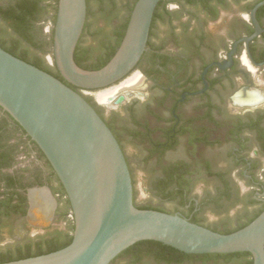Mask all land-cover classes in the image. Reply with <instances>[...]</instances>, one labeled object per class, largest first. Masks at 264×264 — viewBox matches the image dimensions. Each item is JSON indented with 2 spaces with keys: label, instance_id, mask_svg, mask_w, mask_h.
Segmentation results:
<instances>
[{
  "label": "flooded vegetation",
  "instance_id": "1",
  "mask_svg": "<svg viewBox=\"0 0 264 264\" xmlns=\"http://www.w3.org/2000/svg\"><path fill=\"white\" fill-rule=\"evenodd\" d=\"M263 1L164 0L153 17L147 50L138 65L108 88L120 87L112 101L101 103L98 90L75 87L117 138L130 168L135 205L139 206L134 172L141 184L145 175L141 160H130L126 146L131 153L139 150L145 155V167L153 172L147 182L153 187L169 162L184 161L203 173L185 193L190 200L187 208L191 203L196 207L189 214L175 212L203 227L215 228L201 220L213 207L223 211L233 205V213H243L235 228L264 208V98L254 104L236 102L237 96L254 92L264 96V5L256 12L259 32L251 15ZM54 25L44 27V32L51 36ZM114 31L108 34L111 40ZM252 36L249 42L244 40ZM49 57L53 55L47 61L54 66ZM135 76L141 78V87L125 88ZM227 148L230 168L223 166L224 158L219 160ZM177 155L187 158L174 159ZM209 170L215 175L209 176ZM202 176L217 179L222 196H194L193 188ZM44 188L50 191L55 208L51 224L40 228L28 216L32 191ZM39 198L45 211L47 198L41 194ZM33 214L31 220L37 223ZM67 220L74 221L72 207L55 170L26 131L0 107V254L52 237L63 243Z\"/></svg>",
  "mask_w": 264,
  "mask_h": 264
},
{
  "label": "water",
  "instance_id": "2",
  "mask_svg": "<svg viewBox=\"0 0 264 264\" xmlns=\"http://www.w3.org/2000/svg\"><path fill=\"white\" fill-rule=\"evenodd\" d=\"M162 1L138 0L115 55L107 65L92 71L75 61L87 21V0H59L50 63H55L61 77L74 87L107 90L138 65ZM263 5L264 1L251 13L258 32L256 12ZM0 107L47 157L70 200L75 224L73 241L66 248L4 264H112L143 241L159 242L187 254L249 253L253 264H264V211L246 227L222 234L178 213L137 208L125 154L96 109L60 79L1 47ZM36 193L47 198L48 217L45 223L32 222V201L28 220L46 228L52 221L54 200L47 188L32 191Z\"/></svg>",
  "mask_w": 264,
  "mask_h": 264
},
{
  "label": "trees",
  "instance_id": "3",
  "mask_svg": "<svg viewBox=\"0 0 264 264\" xmlns=\"http://www.w3.org/2000/svg\"><path fill=\"white\" fill-rule=\"evenodd\" d=\"M104 1L106 0H101V2ZM108 1L114 3L113 0ZM137 1L138 0L133 1L127 18L122 21L118 25L116 31H114L113 40L108 37L109 35H106L100 40L97 46L85 47L83 45V39L89 27L90 19V1L87 0V21L75 52V61L81 68L92 71L99 70L109 63L121 45L131 12ZM58 5L59 0H0V47L13 56L55 76L69 87L79 92L77 88L68 84L61 77L55 63L54 66H52L47 61V57L50 54L53 55L54 30L51 36L46 34L44 32V26H42L41 23L48 14H52V23H56ZM161 5L162 2H160L156 8L155 17L157 9L161 7ZM253 7L254 4L250 6V9ZM154 21L155 18L152 25L155 23ZM162 161L163 159L158 160L160 165L163 164ZM163 167L160 178H158L154 184V189L156 190L158 198L163 202L179 201L181 207L186 209L185 212L189 214L196 206L195 203H191L190 207L187 208L190 200L185 193L188 192V186L192 183L193 179L203 175V173L192 170L184 161L176 163L169 162ZM208 175L214 176L215 174L209 170ZM218 193L222 196L223 191L219 189ZM220 196H218L217 199H219ZM135 206L143 210H155L169 214H176V211L181 210H170L165 206H154L152 204ZM263 211L264 208L249 222L238 228H231L225 225L223 228L215 227L211 230L222 234L233 233L249 225ZM191 222L196 223L197 221L191 220ZM74 230V221L67 220V232L63 243L60 242V239L52 237L47 241H38L33 245L30 244L25 247H19L15 253H1L0 264L38 257L62 250L72 243L73 235H70V233L73 234ZM112 264H253V257L249 253L187 254L159 242L143 241L124 251L112 262Z\"/></svg>",
  "mask_w": 264,
  "mask_h": 264
},
{
  "label": "rangeland",
  "instance_id": "4",
  "mask_svg": "<svg viewBox=\"0 0 264 264\" xmlns=\"http://www.w3.org/2000/svg\"><path fill=\"white\" fill-rule=\"evenodd\" d=\"M90 2V19H89V27L86 30L84 39H83V45L85 47H94L97 46L98 43L102 38H104L106 35L113 33L114 28L118 26L122 21H124L129 13L130 6L133 3L134 0H113L114 3L106 0L104 2H101V0H89ZM45 28L50 27L52 24V14L46 15L44 20L42 21ZM134 78H139L138 76H135L131 78L129 81H127L124 84L125 88L126 85L132 81ZM142 83V82H141ZM132 88V87H131ZM133 88H139V87H133ZM120 90V87H113L110 89H107L105 91H112V92H118ZM127 147L128 151V157L130 160L139 159L141 160L143 164V173L145 175L144 184H141V178L138 172L135 170L134 172V183H135V189H136V199L137 203L139 205H146V204H152L154 206H165L166 208L170 210H177L181 209L185 211L186 209H183L181 207V204L179 201L175 202H163L158 198V195L156 193V190L152 186L151 183H148L150 174H152V171L147 170L145 167V155L141 154V151L138 150V153H131L130 150ZM225 153L220 156L219 160H222L224 158V162L226 165L223 164V166L231 167L232 166V160L229 155L230 149H225ZM182 155L174 156V159H180L183 158ZM184 158H187L185 156ZM155 175V174H154ZM206 177V176H205ZM197 182V181H196ZM197 185V186H196ZM195 185L193 188L192 194L194 196H198L199 198H203V196L206 193H218V190L220 189L221 183L217 179H206L200 177L199 182ZM142 192L145 194L142 195ZM40 195V194H38ZM33 202H34V209L42 208L41 200L39 196L33 195ZM48 201V200H46ZM49 205V202H47ZM47 205V206H48ZM235 211L234 206L231 205L227 209L221 211L217 207H213L211 210L207 211V213L202 216L201 220L205 223L217 227V228H223L225 225H228L229 227L233 228L236 227L242 220L244 219L243 213H233ZM46 216H43L41 212H35L33 214V220L37 223H45Z\"/></svg>",
  "mask_w": 264,
  "mask_h": 264
},
{
  "label": "bare ground",
  "instance_id": "5",
  "mask_svg": "<svg viewBox=\"0 0 264 264\" xmlns=\"http://www.w3.org/2000/svg\"><path fill=\"white\" fill-rule=\"evenodd\" d=\"M141 82H142L141 78H134V79H132V81H130L126 85V87H129V88H131V87L132 88L133 87H141ZM116 93L117 92L103 90V91L97 92L96 96H97V99H98L99 102H108V101H110V99H112L116 95ZM259 94H255V92H254V93H250V94L246 95L243 98L241 96H239V97L237 96L236 102H238L240 104H245V103L246 104H254V103H257V102L261 101L264 98V96H261ZM38 194L39 193H36V194H33V195H36L38 197L39 196ZM46 204L48 205L47 202H46ZM48 209H49V205L46 206L45 211H43L42 208H39V209L37 208V210H39L46 217H48V213H47ZM35 210L36 209L33 210V213L35 212Z\"/></svg>",
  "mask_w": 264,
  "mask_h": 264
}]
</instances>
